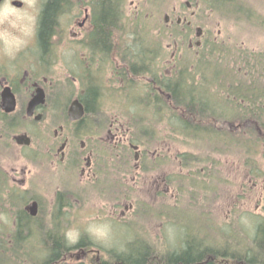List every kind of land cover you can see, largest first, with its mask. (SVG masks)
<instances>
[{
    "label": "rangeland",
    "instance_id": "374dc122",
    "mask_svg": "<svg viewBox=\"0 0 264 264\" xmlns=\"http://www.w3.org/2000/svg\"><path fill=\"white\" fill-rule=\"evenodd\" d=\"M15 1L22 3L23 7L17 10L23 12L26 8L25 0ZM45 1L34 0L33 7L28 10L34 18L31 34L25 37L30 47H33L34 38L37 36ZM123 3L122 27L113 34L115 36L118 33L121 43L119 45L123 46V57L128 63L132 57L131 52L140 45L137 38L140 36L145 45L152 42L146 48L151 49L150 63L153 68L154 62L158 73L174 74L178 66L183 64L186 65V70L195 71L196 62L201 55L198 57L196 48H189V42L196 39L198 27L205 33L204 38L210 36L209 39L216 42V48L221 50L216 54V61L225 71L241 70L238 68L241 67L239 58L242 52L258 54L264 59V0L225 1L222 4L228 11L211 8L206 0H123ZM244 7L253 12L257 19L260 18L259 22L251 17L248 19ZM83 8L84 5L80 8L76 5L75 14H72L69 3L63 1L59 6L61 14L55 30L61 31V34L64 30H79L78 22L84 17ZM236 10L242 11L234 14ZM178 17H186L191 21L189 32L182 25H176ZM0 29H6L13 35H21L7 24L0 25ZM69 45L71 44L67 42L60 44L57 51L64 55L62 53V58L53 63L52 67L40 64L37 68L42 74L68 78L67 91L72 95L78 93L80 82H72L68 74L70 71L78 73L79 65L73 63L81 56V50H70ZM208 50V47L201 49V53L206 52L207 56L204 58L208 57ZM112 56L114 57L113 52L108 53V63L105 66L107 100L100 103L101 109L107 111V117L99 118V122L98 119L94 121L93 117L88 116L82 126L88 131L93 126L104 128L112 121L113 132L108 134L104 128L94 135L100 137V140L93 138L95 140L92 143H95V157L101 170L89 178L80 176L76 170L73 179L76 193L70 197L73 205L70 212L66 207L57 209L52 206L55 200L52 194L57 185L41 183L38 166L29 163L26 167L32 169V172L26 176L24 184L20 183L19 180L23 177L20 175V168L27 164L23 151L25 149L26 153L34 152L35 145L30 146L27 151L13 142L5 147L0 146V166L8 174V180L0 182V264H43L50 251L53 235L62 238L65 245L69 246L84 242V246L63 253L62 261L69 264L110 262L113 261L114 254L128 251L130 245H134L132 251H139L140 248L143 250L144 247L155 251L152 254L160 259L168 251L170 253L182 250L191 241V236L194 240H206L204 244L211 247L221 246L228 250L234 249V239H237L244 242L235 249L240 250L241 246L251 242L249 238L254 234L257 223L264 219L263 152H251L254 156L249 158L239 141L233 140L234 135L231 139L234 143L229 146L219 145L217 150L211 148L210 144L199 147L192 143L185 144L182 136L176 135L166 125L164 117L155 119L154 113L148 114L149 105L139 106V101L137 105L130 104L135 96L139 100L144 96H140L142 93H147L148 76L144 79L128 70L126 73V62L122 63L118 55L117 65ZM71 58L74 62L69 66ZM236 58L237 62L234 61ZM10 67L13 71L11 64ZM124 73L127 74L126 77ZM120 77L125 78V82L118 81ZM82 80L84 81L83 78ZM140 81L141 85L137 84ZM140 115L148 116L145 123L148 124L151 120L156 134L145 146L132 143L133 149L128 139L136 135L140 139L141 134L130 133L131 128H125L133 122L136 123ZM48 122L46 119L38 124L25 126L35 134L36 143L39 138L52 135L53 128L47 127ZM81 129L77 132L76 139L77 158L81 156L79 137L87 143L90 141L85 131L81 133ZM115 133H118V146L112 139ZM138 149L140 159L137 163L134 153ZM192 154L203 155L204 160L194 161L196 163L193 164L186 163L184 157ZM245 159H251V163H255L253 170H250ZM14 168H19V172L15 173ZM44 187L48 190L47 193L41 192ZM10 195H13L12 200L16 203L27 199L26 203L22 201L27 206L32 203V199L28 200L31 196H35L33 199L41 203L39 215L33 218L31 228L24 232L25 236L30 235L25 241L17 240L16 210L11 205ZM66 202L67 198L62 199V203ZM23 204L21 208L24 207ZM69 217L72 218V223L66 224ZM57 221L60 227L51 224ZM91 223L111 225L112 240L109 245L98 243L90 237L86 228ZM72 227L80 231V238L75 243H69L65 237V231ZM205 258L215 259L214 254ZM223 263L234 264L230 260Z\"/></svg>",
    "mask_w": 264,
    "mask_h": 264
},
{
    "label": "trees",
    "instance_id": "16d2710c",
    "mask_svg": "<svg viewBox=\"0 0 264 264\" xmlns=\"http://www.w3.org/2000/svg\"><path fill=\"white\" fill-rule=\"evenodd\" d=\"M63 1L67 2L66 0H47L44 5L38 26V35L44 45H46L45 41L56 28L58 16L61 14L59 6L62 5ZM225 1L234 0H206L209 7L220 11L227 10L222 4ZM124 6L125 3L122 5V14ZM241 11L236 10L234 14H239ZM244 12L248 19L251 17L254 18L255 22H259L260 18L257 19V16L250 10L245 9V7ZM96 14L94 36L102 40L107 38L109 45V35L113 31L120 30L122 27L121 20L124 15L116 18L117 6L112 4L110 0H107L104 5L99 4L96 7ZM251 18L250 21H252ZM181 27L183 28V26ZM184 29L186 32L190 31L189 27ZM124 33L126 32L124 31ZM204 35L200 40V44L194 47L197 49L198 57L201 55L199 58L202 59L197 60V69L195 71L190 70V72L186 70V65L183 64L178 66L176 72L171 75L160 74L156 68H154L155 70L152 69L151 57L149 56L151 49L147 50L146 48L152 42H148L145 45L143 38L137 36L140 45H137V50L134 48V51L131 52L130 63L124 60L126 62L124 71L128 70L132 74L138 75L139 78L144 79L146 76L152 75L155 82L148 81L146 83L147 93H142L140 96H144L139 100L135 96L130 104L137 105L139 101V106L144 105L147 107L149 105L148 114L152 115L154 113L155 116L153 117L155 119L164 117L166 125L176 135L180 134L185 144L192 143L198 147L199 145L210 144L211 148L217 150L219 145L229 146L234 143L233 140H237L240 146L248 153L249 158L254 156L252 154L258 150L262 151L264 156L263 56L258 54H251V56L250 53L242 52L239 58L241 67L238 68L241 70L225 71L226 69L216 61V54H219L221 50L216 48L214 39L210 40V36H205L204 38ZM203 47L209 48L208 57L206 58H204V56H207L206 52L201 53ZM234 61L237 62L238 58ZM126 73H124L125 77L127 76ZM137 84L141 85V81L137 82ZM94 99V97L92 99L85 97L84 102L88 110H91ZM87 117L88 114L81 122L83 123ZM147 118L148 116L140 115L135 121L136 123L133 122V124L126 127L129 130L131 128L132 131L130 133L141 134L140 139L139 135H136L128 139V142L145 146L150 138L155 137L156 129L151 120H149L148 124L145 123ZM232 135H234L233 140H231ZM251 152L252 154H250ZM202 156L195 154L186 155L184 160H187V162L182 161L193 164L196 163L194 161L204 160ZM188 160L191 161L188 162ZM245 160V163L250 166V170L251 168L253 170L255 163H251V159ZM12 196L10 195L11 205L16 210L17 240L25 241L30 238V235L25 236L24 232L26 229L29 230L31 228L33 219L29 217L24 207L21 208L24 200L21 201L22 204L21 202L16 203L12 200ZM26 201L24 202L26 203ZM190 238L191 241L187 242L182 250L171 251L170 253L168 251L160 259L152 254L155 251H149L145 247L143 250L140 248L139 251L138 249L132 251L134 245H130L128 251L114 254L113 261H103L99 264H224L225 260H230L234 264H264V219L257 223L254 234L249 238L251 242L248 245L241 246L240 250L235 249L244 242H240L237 239H234L236 241L234 249L228 250L226 247H211L204 244L206 241L204 239L194 240L192 236ZM63 241L59 236H52L50 251L43 264H69L62 261L63 253L70 249L84 246L83 241L71 246L65 245ZM209 254H214L215 259L206 260L205 257ZM73 264L87 263L75 262Z\"/></svg>",
    "mask_w": 264,
    "mask_h": 264
},
{
    "label": "flooded vegetation",
    "instance_id": "af4514ba",
    "mask_svg": "<svg viewBox=\"0 0 264 264\" xmlns=\"http://www.w3.org/2000/svg\"><path fill=\"white\" fill-rule=\"evenodd\" d=\"M14 1L15 0H12V4ZM110 1L117 6L116 18H118V16H123V0ZM46 2L47 0L43 4L41 14ZM67 2L69 3L72 14H75L74 10L76 5H78L79 8L84 5V17L78 22L79 30H64V32H62L63 34H61V31L54 30L47 41H45L46 45L42 44L37 32V36L34 38V45H32L33 47L26 44V46L17 53L14 59H9L0 54V146L2 145L5 147L10 145L9 142H13L19 147L26 148L27 151L30 146L35 145L36 150H34V152L26 153L24 152L25 149L23 151V155L25 156L23 158L27 160V164L20 168V175L23 176L19 180L20 183L24 184L26 176L32 172V169L26 167L29 163L38 166L40 182L45 185L48 183H55L57 185V189L54 190L52 194L55 199L53 200L52 206L57 209L66 207L70 212L73 206L70 197L74 196L76 193V189L73 185L75 184L73 179L76 176V170H78L80 176H86L87 178L91 175L94 176L95 172L101 170V167L98 166V160L95 154V146L93 145L95 143H92V140H95L93 138L100 140V137L94 135H97L98 132L104 128L106 130L105 132L108 134H112L113 132L112 121L108 126H104V128L102 126H93L90 127L88 131L85 130L87 128L83 129L84 127L81 121L87 114L89 117H93L94 121L101 117H107V111L100 107V103L107 100V86L105 83V66L108 63L107 56L108 53L113 52L114 57L112 56V59L116 61L117 65L119 64L118 55H120L122 63H124V57L122 52L123 46L119 45L121 43L118 33H115L114 36L113 33L115 31H113L109 35V45L107 38L102 40L94 36L96 31L95 21L97 20L96 7L99 4H106L107 0H67ZM186 3L189 5V2ZM13 6L18 10L23 7L22 4H13ZM167 19L168 16L166 15L165 20ZM176 23L182 25L183 29L185 27H192L191 21L187 20L186 17H178ZM85 27L86 29H84ZM67 34L70 36L68 37ZM203 35L204 32L201 31L200 35L197 36L196 29V39L189 42V47H195L197 42L200 44ZM63 42L71 44L69 45L70 50L76 48L81 50V56L78 58L77 62L73 63L74 61L72 62L71 58L69 63V66L72 65L71 63H73V65H79L77 74L72 71L68 74V76L72 78V82H80L78 93L76 92L72 95H69L67 91L68 78L61 79V77H55L46 73L42 74L38 72L39 68H37L40 64L52 67L53 63H57L60 58H62L63 53L60 51L58 52L57 48L60 47V44ZM0 47H2V45H0ZM10 64L14 68L13 71H11ZM29 65L33 66L28 67ZM154 68L153 62L152 69L155 70ZM35 69H37V71H35ZM118 81L123 83L125 82V78L120 77ZM148 81L155 82L154 77L149 75ZM38 90L43 93L44 103L35 106L32 114L28 115V103L37 94ZM85 97L91 99L93 97L95 98L91 110H88L85 105ZM11 98L14 101V109L7 111L5 106L11 104ZM74 99H78L84 107V115L78 120H71L69 117L68 108ZM46 119L49 121L47 127L49 129L53 128L52 135L41 137L36 143L34 141L36 140L35 134L32 131L30 132L25 126L28 124H38ZM23 129L25 131H22ZM80 129L82 130L81 133L85 131L86 137L90 140L89 143H87L81 140V136L79 137V151L81 152V156H83L82 159L81 156L80 158L76 157V139L78 138L77 132ZM125 130L129 129L125 128ZM117 135L118 133H115V136L112 135V139H114L116 146L119 144ZM23 136L29 138V143L19 142ZM130 145L134 149V145H132V143H130ZM134 154L138 163L140 159L139 149L135 151ZM117 156L119 157L120 154ZM136 167H138L137 164ZM18 170L19 168L13 169L15 173L19 172ZM6 180H8V174L5 168L0 166V182L2 183ZM41 192L47 193L48 190L44 187ZM33 198H35V196L28 197V200L32 199V202L36 201L37 203V212L35 215L29 213L27 205L24 206L26 213L32 219L39 215V207L41 204L38 200ZM65 198H67L66 204L62 203V199ZM65 223L71 224L72 218L69 217V220L65 221ZM51 224H54L55 227H60L58 221L51 222Z\"/></svg>",
    "mask_w": 264,
    "mask_h": 264
},
{
    "label": "clouds",
    "instance_id": "9594fccd",
    "mask_svg": "<svg viewBox=\"0 0 264 264\" xmlns=\"http://www.w3.org/2000/svg\"><path fill=\"white\" fill-rule=\"evenodd\" d=\"M26 8L23 12L18 11L12 4V0H0V25H9L12 29L18 30L21 35H13L6 29H0V54L14 59L27 44L25 37L31 34L33 17L29 9L33 7L34 0H25ZM87 233L98 243L109 245L112 240V228L108 223H91L86 228ZM66 240L75 243L80 238V231L76 227L65 231Z\"/></svg>",
    "mask_w": 264,
    "mask_h": 264
},
{
    "label": "water",
    "instance_id": "95a60500",
    "mask_svg": "<svg viewBox=\"0 0 264 264\" xmlns=\"http://www.w3.org/2000/svg\"><path fill=\"white\" fill-rule=\"evenodd\" d=\"M13 4L21 5L22 3L19 1H14ZM200 32H201V28L198 27L197 28V36L200 35ZM198 44H199V42H197V45ZM5 101H7V100H5ZM42 103H44V96H43V93L40 90H38L37 94L28 103L27 114L31 115L35 106H37L38 104H42ZM5 109L7 111L14 109V101L12 100V98H11V104H9L8 106H5ZM68 111H69V117L71 120H78V119L82 118V116L84 115V107L78 99H74L71 102V104L68 108ZM19 142L29 143V138L23 136V137H21V140ZM28 209H29V213L31 215H35L37 212L36 201H33L31 203V205L28 206Z\"/></svg>",
    "mask_w": 264,
    "mask_h": 264
}]
</instances>
